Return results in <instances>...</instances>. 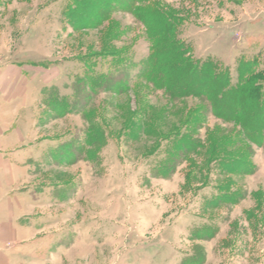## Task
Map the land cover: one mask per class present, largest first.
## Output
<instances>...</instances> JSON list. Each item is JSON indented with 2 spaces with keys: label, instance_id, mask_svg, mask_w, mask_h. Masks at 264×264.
<instances>
[{
  "label": "rangeland",
  "instance_id": "rangeland-1",
  "mask_svg": "<svg viewBox=\"0 0 264 264\" xmlns=\"http://www.w3.org/2000/svg\"><path fill=\"white\" fill-rule=\"evenodd\" d=\"M137 1L182 17L187 56H213L233 83L241 57L264 70V0ZM94 3L85 13L80 0H0V64L36 88L37 108L22 116L50 138L41 172L16 185L66 186L47 196L71 201L69 235L52 243L72 248L71 264H264V146L202 115V99L169 102L139 75L152 46L144 24L111 0ZM111 71L107 86L93 81ZM61 97L74 110L59 114ZM185 130L200 147L172 156Z\"/></svg>",
  "mask_w": 264,
  "mask_h": 264
},
{
  "label": "trees",
  "instance_id": "trees-1",
  "mask_svg": "<svg viewBox=\"0 0 264 264\" xmlns=\"http://www.w3.org/2000/svg\"><path fill=\"white\" fill-rule=\"evenodd\" d=\"M94 1L96 0H80V10L84 9L85 13L94 11ZM111 2L118 3L120 8L135 15L146 27L148 38L152 41L150 54L143 61L144 67L139 74L142 79L160 90L169 102L188 97L202 99L206 104L201 109L202 115L209 112L219 119L232 122L238 128L239 137L264 146V70H254L258 62L256 58L238 59L236 82L233 83L230 68H223L213 56L208 55L199 60H192L187 56V46L179 36L181 24L184 22L182 17L163 9L159 4H150L149 7L139 6L137 0ZM107 4V10L100 9L102 14H109ZM96 17L99 21L100 18ZM118 61L119 59L116 60ZM112 73H99L93 81L107 86L112 79ZM54 100L52 104L60 105L56 110L59 114L74 110L66 97ZM171 146L172 156L178 153L189 154L198 151L200 140L190 130H185L175 134ZM62 152V157L69 155L68 152ZM229 166L232 167L230 163ZM197 232L206 235L205 229Z\"/></svg>",
  "mask_w": 264,
  "mask_h": 264
},
{
  "label": "crops",
  "instance_id": "crops-1",
  "mask_svg": "<svg viewBox=\"0 0 264 264\" xmlns=\"http://www.w3.org/2000/svg\"><path fill=\"white\" fill-rule=\"evenodd\" d=\"M21 69L13 63L0 64V264H71L66 255L72 248L52 243L58 235H69L70 215L64 207L69 208L71 201L57 202L47 196L66 186L16 185L41 172L34 164L48 153L43 150L50 141L23 119L24 109L37 108V103L32 104L37 90L24 85ZM45 88L38 89L39 94ZM57 207L63 209V216L54 220ZM54 249L62 251V258L55 257Z\"/></svg>",
  "mask_w": 264,
  "mask_h": 264
}]
</instances>
